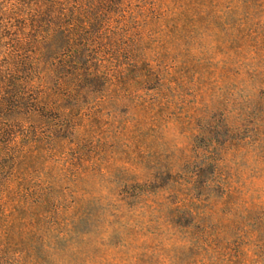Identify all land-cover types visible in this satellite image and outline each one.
Segmentation results:
<instances>
[{"label":"rangeland","instance_id":"obj_1","mask_svg":"<svg viewBox=\"0 0 264 264\" xmlns=\"http://www.w3.org/2000/svg\"><path fill=\"white\" fill-rule=\"evenodd\" d=\"M19 1L43 13L40 75L77 105L68 131L19 120L0 149V264H264V0L0 10ZM85 11L99 33L67 55L55 15ZM69 56L74 77L54 68Z\"/></svg>","mask_w":264,"mask_h":264},{"label":"trees","instance_id":"obj_2","mask_svg":"<svg viewBox=\"0 0 264 264\" xmlns=\"http://www.w3.org/2000/svg\"><path fill=\"white\" fill-rule=\"evenodd\" d=\"M50 3L55 6L58 2L51 0ZM26 4L27 2L19 1L18 6L17 4L14 5L9 11L0 10V49L4 51V58L2 59L4 65H0V149L2 150H11L10 142L15 137L14 128L15 124L20 123L19 120L34 122L36 127L45 122L49 125H55L61 130L68 131V128L71 127L69 116L77 105L75 95L71 93L74 90L67 87L61 88L58 80L54 79L56 77L61 79L60 76L56 75L54 78H49L46 75H40V62H38V57L36 58L31 45L40 37L38 31H42V28L36 24L42 22L43 13L38 11V2H31L29 7L36 5V9L33 8L27 12V16L24 13L23 17V11L19 5ZM86 13L87 11L72 13L71 18H66L64 12L55 15L61 23L60 33L68 49L65 52L67 55L72 49L75 51L78 48L87 50L85 46L92 40V34L99 33H94V30L100 25L99 20L102 13L97 12L90 15ZM12 17H15L14 20L17 22L15 32L6 31L4 28L6 25L1 24L2 18L10 20ZM93 26L96 27L93 29ZM56 62L57 65L54 67L56 70L64 69V71H71V74H73L72 69L78 67V63H80L73 56L58 59ZM54 63H51V65H55ZM50 71L52 70H48V72ZM83 73H86L87 79L97 78L102 80L103 77L99 74L100 71L93 74L85 67ZM71 76L74 77L76 74ZM120 76L119 74L116 79L119 80ZM146 78L155 80V74L148 70ZM87 88L91 89L90 86H87ZM56 91L63 92L66 98L70 100L66 107L61 106ZM80 93L87 95L89 92L87 90L85 93L82 90ZM21 151L18 154H22L23 158L18 159L20 161L17 162V166L24 165V162L29 158L34 161L40 156L38 153L26 155ZM24 167L27 168L28 166ZM25 168L22 173L26 172ZM4 239L6 240V238Z\"/></svg>","mask_w":264,"mask_h":264}]
</instances>
